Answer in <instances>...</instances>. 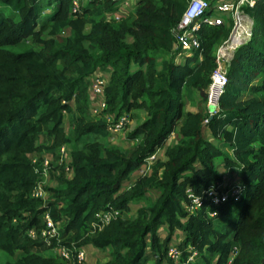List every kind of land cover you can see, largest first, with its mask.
Masks as SVG:
<instances>
[{"label":"trees","instance_id":"trees-1","mask_svg":"<svg viewBox=\"0 0 264 264\" xmlns=\"http://www.w3.org/2000/svg\"><path fill=\"white\" fill-rule=\"evenodd\" d=\"M120 1L88 0L72 12L66 0H0L17 16L0 7V250L22 252L0 264H55L40 252L52 245L27 234L42 226L45 211L61 220V243L109 247L103 264H171L166 248L175 230L182 233L180 260L194 252L183 264H264V2L244 7L250 36L226 63L225 85L209 113L183 109L182 99L191 88L205 97L211 49L228 27L201 26L199 47L177 61L166 54L186 0H134L131 13L105 17ZM106 67L105 106L96 114L145 113L126 132L127 148L104 144L107 124L89 112L88 76ZM63 112L70 116L68 134ZM172 132L163 157L122 187ZM62 143L69 145L71 175L56 165L60 175L55 186L44 185L45 200L31 196L41 152L55 157ZM216 160L237 169L239 197L217 205L202 197L187 209L188 191L230 185L222 183ZM140 200L146 203L124 217L129 203ZM108 209L118 215L93 229L94 214Z\"/></svg>","mask_w":264,"mask_h":264},{"label":"built area","instance_id":"built-area-1","mask_svg":"<svg viewBox=\"0 0 264 264\" xmlns=\"http://www.w3.org/2000/svg\"><path fill=\"white\" fill-rule=\"evenodd\" d=\"M256 1L264 0H186L184 7L181 10L179 18L171 27L170 33L172 36L170 48L180 57L182 53L194 51L199 47L200 40L197 31L201 26H211L224 24L228 27L227 35L222 39L221 43L216 47L214 53V66L209 72V83L206 88V101L207 104H214V109L217 104V97L223 89L226 82V63L231 58L233 50L245 42L251 31L252 20L246 13L244 7L252 6ZM123 6L133 3L134 0H121ZM79 6L76 0H71L70 9L72 12L78 10ZM200 57V54H198ZM99 70V71H98ZM103 71V70H102ZM106 81V75L97 68L90 78L88 87L89 100L92 104H88L89 112L96 114L101 111L105 102L103 99L102 87ZM206 104V106H207ZM214 109L212 111H214ZM212 111H208L211 113ZM102 119L106 122V128L109 132L119 131L124 123L127 121L126 113H121L114 117L112 113H104ZM68 152V144H59L55 150V158L61 163L63 162V173L70 176L71 164L67 162L64 164V157ZM33 160L35 156H32ZM155 159V152L150 153L144 159V162L139 165L135 170L138 173H145L149 171L150 161ZM51 162V155L44 153L36 170L38 178L32 188L31 196L41 198L43 201L46 198V191L44 189V182L42 178L48 176V168ZM60 165V164H59ZM144 167V168H143ZM240 195V188L237 183H232L227 187H221V184L208 186L201 195L192 194L190 191L187 193L189 204L187 209L191 210L201 205L202 197L208 198L213 205H217L228 197L237 199ZM213 214V212H209ZM118 215L116 209L101 210L94 214V219L91 221V227L99 228L102 224L106 223L110 218ZM27 234L31 237L39 236L47 245H52L56 248L60 257L71 262H79L83 258V252L78 247L74 246L71 242L70 245L61 243L58 227L56 222L52 219L48 211L42 214V226L35 230L29 228ZM186 249L191 250L190 246ZM166 255L171 259V264H183L192 259L194 252H190L185 256L184 261L180 260L181 251L176 244L169 243L166 248ZM264 258V254L262 256Z\"/></svg>","mask_w":264,"mask_h":264},{"label":"rangeland","instance_id":"rangeland-1","mask_svg":"<svg viewBox=\"0 0 264 264\" xmlns=\"http://www.w3.org/2000/svg\"><path fill=\"white\" fill-rule=\"evenodd\" d=\"M66 1H67V9L69 11V6L71 3V0H66ZM87 1L88 0H76V2L78 3V6L85 4ZM0 7L4 10V12L6 14L11 15L14 19L17 18L15 12L13 10H11L10 7L3 6V5H0ZM134 9H135L134 8V2L130 3L127 6H123L122 2L120 1L117 3L115 2L113 9L110 11H105L104 15H105V17H113V18L117 19L121 16L126 15L127 13L128 14L131 13ZM44 11H47V9L43 10V12ZM65 34H67V30L66 29L61 30L58 33V35L55 36L56 40L59 41L60 37L64 36ZM44 35L46 36V33H44ZM126 38L128 39L129 36H126ZM221 41H222V39L213 45V47L211 49V53H214L216 47L221 43ZM12 48L14 50L18 49L17 47H12ZM169 51L170 52L167 53L166 56L167 55L170 56V54H172L174 60H177V61H181L182 58L186 54L189 55L188 52H185V53H182L180 55V57H177L176 53L171 48ZM159 60H160L159 57H157L156 58L157 65L159 63ZM102 70H104L106 73L108 71V68L106 67V68L100 69L101 72H102ZM91 77H92V74L88 76V80H87V84H88L87 85V94H88V102H89L88 104H92V101L89 100V91H88V86L90 84V78ZM182 102H183V109H186V110L187 109H202V110H204V107H206V104H207L206 93H205V97H204V96H202L200 91L198 92L196 89L191 88V89L187 90L186 93H184ZM98 115H100L101 117H104L103 114H96L95 116H98ZM143 116H144V112L142 109H133L132 110V116H130L129 113L126 112L127 121L124 123L123 127L117 132L107 131L104 144L113 145V146H117V147H121V148L129 147L131 145L132 141L126 138V132L130 128H132L135 124L140 122L142 120ZM69 118H70L69 114H67L66 112H63V124H64V128H65V132L67 134L69 132ZM171 135L172 134H169L164 145H166L167 143L173 142L175 140L174 136H171ZM68 152H69V145H68ZM41 153L44 154V152H41ZM156 153L157 154H155L156 155L155 157H157V156L161 157L163 154L161 152V150H158ZM228 154H230V153H228ZM62 159L64 160V164H66V162H67L70 165L69 154H66L64 157H62ZM215 159H217V158H215ZM150 163H151V161H150ZM216 163H217V169H219L221 171V174H222V181H223L222 183L224 185L235 183L236 182L237 169L235 167H232V166L223 168V166L220 165V163H218V161ZM58 164L63 166V162L60 163L55 157L51 156L50 169L48 168L49 174L51 172V175L48 174V176L41 179V182L42 183L44 182L45 186H55L56 185L57 176L60 175L59 168L56 167V165H58ZM131 173L129 175V178L125 179L121 183L122 187L125 186L128 182L132 181L138 174H140V173H138V171L134 172L132 174ZM64 175H65V173H64ZM223 184H222V186H223ZM146 195L152 199L155 196V191L153 189H150L147 191ZM145 203L146 202L144 200H140L139 202L138 201H131L129 203L128 211L124 212L123 216L124 217H130V216L134 215V212H135V209L137 208V205L138 204L143 205ZM230 211H232V210H230ZM56 225H57V227H60L61 220L56 221ZM159 232L161 235L164 236L165 228L159 229ZM177 235H180V234L178 233ZM179 237L180 236H175V231H174L171 238H170V242L171 243L174 242L175 244H177L182 238V237L181 238H179ZM72 243L74 246L78 247L83 252V258L79 262H76L77 264H103L104 261L109 257V251H110L109 247L96 248L90 244H76L74 242H72ZM235 251H236V246L233 245L232 254H234ZM40 252L44 257L50 259L55 264H72L71 261L61 259L58 256L56 248L53 246H48V247L42 249ZM21 253L22 252L20 250H17V249L10 251V252L0 250V262H3L5 260H11L15 257L21 256ZM192 258H194V256ZM147 264H151V263L149 262ZM162 264H170V263L167 261H163Z\"/></svg>","mask_w":264,"mask_h":264},{"label":"crops","instance_id":"crops-1","mask_svg":"<svg viewBox=\"0 0 264 264\" xmlns=\"http://www.w3.org/2000/svg\"><path fill=\"white\" fill-rule=\"evenodd\" d=\"M102 73L103 74H107V72L105 73V71L103 70L102 71ZM187 110H196V109H187ZM144 112V111H143ZM144 116H145V113H144ZM143 116V117H144ZM172 135L171 136H174V133L172 132L171 133ZM205 134H206V137L207 138H209V139H212L211 137H210V135L207 133V132H205ZM174 139H175V137H174ZM167 140V139H166ZM174 142V141H173ZM173 142H170V143H167V144H171V143H173ZM164 147H165V145L164 146H161L160 148H158V149H156L154 152H155V154H157L156 152L158 151V150H161V152L163 153V149H164ZM221 149H223L225 152H228V153H230V150H228L226 147H221ZM156 156V155H155ZM157 157H159V156H157ZM163 157V154H162V156L161 157H159V158H162ZM135 172V171H134ZM134 172H132V173H134ZM131 173V174H132ZM129 183V182H128ZM127 183V184H128ZM162 228H165L164 226H160L159 228H158V230H157V232H158V234L162 237L163 235H161L160 234V232H159V229H162ZM180 234V235H177V234ZM165 234V233H164ZM175 236H180L179 238H181L182 237V233H180V231L179 230H175Z\"/></svg>","mask_w":264,"mask_h":264},{"label":"water","instance_id":"water-1","mask_svg":"<svg viewBox=\"0 0 264 264\" xmlns=\"http://www.w3.org/2000/svg\"><path fill=\"white\" fill-rule=\"evenodd\" d=\"M206 108H207L208 111H212L214 109V104H211V103L207 104ZM209 117H210V115H208V118Z\"/></svg>","mask_w":264,"mask_h":264}]
</instances>
